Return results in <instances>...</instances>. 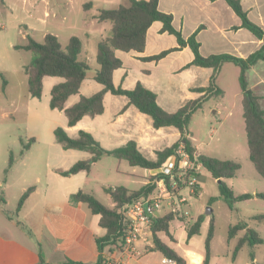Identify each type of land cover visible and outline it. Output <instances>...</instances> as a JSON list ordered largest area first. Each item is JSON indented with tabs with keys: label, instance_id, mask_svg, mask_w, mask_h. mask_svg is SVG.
<instances>
[{
	"label": "rangeland",
	"instance_id": "obj_1",
	"mask_svg": "<svg viewBox=\"0 0 264 264\" xmlns=\"http://www.w3.org/2000/svg\"><path fill=\"white\" fill-rule=\"evenodd\" d=\"M6 3L7 5L0 6V47L5 41L3 54L0 55V205L2 208L13 213L24 190L32 185L38 187L39 195L45 193L47 185L52 186L58 195L68 190L76 192L78 189H83L94 194L106 205H111L113 202L106 193L105 187L125 186L131 190L141 188L149 180L148 177L152 178L149 171L139 166H131L126 160H119L109 155H104L98 160L90 172L79 174L68 184H58L61 176L56 174L55 167L68 168L91 154L83 150L64 149L56 141L54 130L60 126L67 129V117L63 111L52 109L49 103L52 85L62 78L45 77L42 97L31 96L25 66L33 54L16 49L10 44L26 42L27 35L43 42L45 35L52 33L58 36L62 47L66 48L70 38L78 36L82 41L79 60L87 63L89 69L80 93L72 95L69 100V104L75 103L82 95L89 96L102 88V84L94 79L98 68L97 44L100 39L111 35L112 24L99 22L95 16L101 8H114L127 4V0H6ZM88 3H92V6L86 7ZM232 20L230 14H225L227 23L233 22ZM24 24L28 27L26 28ZM189 28H185L184 32H188ZM169 44V39H166L163 46ZM118 53L126 61L130 56L124 51ZM192 57V51L189 49L173 62H176V65L183 64ZM173 66L172 56L158 64L144 63L132 58L125 68L128 76L124 85L131 88L136 81L147 77L148 84L158 94L159 104L173 112L187 100L198 96L196 95L198 93L189 89V85L209 86L210 79L215 73L214 89H220L221 93H209L203 98L202 105L192 112L187 128L192 142L201 154L240 162L241 168L237 175L225 179L236 194L264 192V179L249 157L240 67L234 62H225L216 72L211 68L194 66L190 72L173 73L170 71ZM146 68L152 70L151 75L145 74ZM122 73L123 70H120L115 75L117 84ZM189 74L193 77H189ZM124 101V96H116L109 92L105 111L94 118L86 116L83 120L82 126L88 128L83 129L92 132L105 148L112 149L131 139L137 140V137L130 135L125 129L115 131L112 125ZM128 115L130 120H139L140 116L145 119V128L149 127L160 133L154 141L156 148L170 146L179 138V131L173 126L154 128L152 119L135 106H131ZM115 125L124 126L121 122ZM69 134L75 136L77 131H70ZM31 138L35 140L31 141ZM25 144H29L30 149L21 156ZM141 149L149 157L156 156L154 148L149 153L144 147ZM199 152L196 151L197 154H200ZM11 157L13 165L8 173H5ZM198 172L200 191L190 198L192 217L189 219L192 222L205 212H212L215 218L212 256L209 264H264V244L251 246L245 243L234 254L239 236H243L246 230L229 238L230 227L240 221H247L249 228L256 230L264 238V219L253 218L256 214H264V199L253 197L237 202L235 208H231L220 197L218 179L202 165ZM211 198H214L212 203H210ZM166 211V208H161L156 214L163 215ZM209 224L210 216L202 223L200 233L193 238V245L202 250L205 249ZM173 225L178 239L181 233L179 226H183V223L176 218ZM179 248L180 251H187L188 247L184 240H181Z\"/></svg>",
	"mask_w": 264,
	"mask_h": 264
},
{
	"label": "trees",
	"instance_id": "obj_2",
	"mask_svg": "<svg viewBox=\"0 0 264 264\" xmlns=\"http://www.w3.org/2000/svg\"><path fill=\"white\" fill-rule=\"evenodd\" d=\"M160 0H129V4H121L114 8H101L96 18L99 22H111V35L104 37L97 44V64L94 79L102 84L103 88L89 96L82 95L74 104L67 106L70 96L80 93L83 81L87 77L89 66L87 63L79 60L82 50V41L78 36H72L66 48L57 35L47 33L43 42L37 41L32 36H27L25 44H16V49H23L32 52V58L25 66V72L28 75V89L33 97L41 98L44 89V78L46 76H58L64 80L55 84L51 89L50 107L63 111L67 117L68 126H75L84 116L95 117L105 110L104 99L107 92L114 95L125 96L128 99L127 105H134L140 112L148 115L152 119L154 128L173 126L180 132L179 139L172 145L164 149L157 150L156 156L150 158L146 156L139 148L135 140H129L125 144L113 148H105L101 142L90 132L85 129L78 131L77 136H70L64 127H57L54 130L56 141L64 149L83 150L91 155L86 159L76 161L66 170H60L63 176H71L81 171L90 172L92 166L104 155L114 156L119 160H126L131 166H139L144 169H155L160 167L170 156L179 143L184 142L188 151L194 157L196 147L188 133V123L192 112L200 107L203 98L209 93L218 92L220 89H214L215 73L210 79L209 86L196 87L194 90L201 93L196 99L186 101L179 109L170 112L163 108L158 102V96L155 91L146 87L141 81H138L133 88L127 89L114 82L115 70L123 66L122 59L117 55V51L124 52L136 51L144 52L146 47L147 32L151 25L160 21L163 23L162 31L176 36L178 45L176 47L165 49L157 54L150 56H140L142 61H160L169 53L182 50L189 46L193 52V60L186 64L184 68L197 65L205 68H212L215 72L220 69L225 62H234L240 67V85L242 90L243 116L245 120V130L248 141L249 157L254 164L257 172L264 179V108L260 104V96L250 87L248 82V70L259 60L264 59V27L252 21L248 11L244 8L242 0H226L233 11L240 17L241 25L234 26L238 29L245 27L250 30L258 39L262 40L261 47L247 57H240L230 53H214L205 56L201 53V43L198 40V32L203 25L195 30L189 37L185 38L180 29L173 24L174 16L159 8ZM0 0V4H4ZM6 83V80L4 81ZM31 138V141H34ZM29 144L24 145L21 156L29 150ZM197 164L206 168L216 179H221L218 183L220 197H222L231 208H235L237 202L259 197L264 199V192L256 194L245 192L236 194L226 183L225 179L233 178L241 168L240 162L232 159H220L205 154H197ZM13 165V158L9 160L5 173ZM200 177V174L197 173ZM35 185L28 187L20 196L17 207L13 213L7 212L10 217H17L23 208L30 194L35 190ZM157 186L152 183H146L141 188L131 190L125 186L105 187L106 193L110 196L113 205H106L100 201L94 194L79 189L70 195L72 203L84 202L94 214L100 216L99 223L106 228V234L97 238L99 248L105 245L122 246L125 242V236L128 230V220L121 212V207L140 197H147L153 194ZM200 185H197L196 194H198ZM214 198L210 199L212 203ZM5 202V199L2 198ZM210 216L208 235L205 240L206 256L203 264H208L211 257V242L215 232V218L212 212H206L197 217L194 222L180 216L178 212L169 211L164 215L153 218V250L161 252L167 258L175 261V264H186V260L174 248L163 241L159 232H165L170 237V225L176 218L186 221L188 238L199 234L201 225ZM254 219H264V214H256ZM18 224L29 234L32 231L18 220ZM246 230L243 236H240L235 247L234 254L244 245L264 244V238L259 233L249 228L247 221H240L229 229V238L236 236L240 231ZM173 238V237H172ZM252 259H254L252 253ZM40 261L38 264H49L45 260L44 253L39 246ZM57 264H88L80 261H74L70 258L65 259ZM95 264H102L99 261Z\"/></svg>",
	"mask_w": 264,
	"mask_h": 264
},
{
	"label": "crops",
	"instance_id": "obj_3",
	"mask_svg": "<svg viewBox=\"0 0 264 264\" xmlns=\"http://www.w3.org/2000/svg\"><path fill=\"white\" fill-rule=\"evenodd\" d=\"M4 1V4H0L1 7L7 5L6 0ZM127 4H129V0H127ZM242 4L244 8L248 11L250 19L264 27V0H242ZM90 6H92V3L86 4V7ZM159 8L164 12L173 14V24L177 29H180L182 31L183 36L185 38L189 37L195 30H197L200 26L203 25V28H201V30L198 32L197 38L201 43V53L205 56L214 53H230L240 57H247L251 53L258 50L263 43L261 39H258L247 28H233L234 26L241 25V19L229 6L226 0H160ZM45 14L47 15L48 12H46ZM225 14H230L232 16L233 22L227 23L225 21ZM24 25L26 28L28 27L27 24ZM162 27L163 23L160 21H156L151 25L147 32L146 47L144 52H127L130 54V56L126 61L122 59L121 56H119L118 51L121 50L117 51V55L123 61V66L115 70L114 72V82L116 85H120L124 88L130 89V87L124 85V81L125 78L128 76V71L125 69L127 62H131L132 58H136V60L138 59L142 61L139 58L140 56L154 55L165 49L176 47L178 45L176 36L168 32H163ZM188 27L190 28L188 32L185 33L184 30ZM167 34L173 37H167ZM166 39H169L170 44L167 46H163ZM26 42L22 44H25ZM10 44L13 45V47L15 48L16 44ZM4 47L5 41H3L2 47H0V55L3 54ZM189 49L190 47L186 46L182 50L173 51L158 62H142L158 64L163 60L167 59L168 57L172 56V63L174 66L170 68L171 72H190L192 68L197 65H192L189 68H184V66L193 60L194 55L186 63L176 65V62H173L176 61V59L183 52H186ZM120 70H123V73L121 75L119 84H117L115 81V75ZM144 72L146 75L152 74V70H150V68H146ZM189 77L193 76L189 74ZM247 77L250 87L260 96V104L262 108H264V59L257 61L248 70ZM146 78L141 79V82L146 87L153 90L152 86L148 84ZM63 80L64 79L62 78V80L59 82H62ZM138 81H136V83ZM136 83L134 84V86L136 85ZM55 84H53L52 87ZM201 86L202 85H189V89L191 91L198 93L196 94L198 96H195L192 99H196L201 96L200 92L194 90L196 87ZM108 93L109 92L105 94L104 99L105 109ZM70 99L71 96L67 101V106L74 104H69ZM127 103L128 99L127 97H125L123 107L118 111L115 119L113 120L112 125L115 128L114 130L118 131L125 129L127 132H129L130 135L137 137V140H131H135L137 142L141 151L142 147H144L147 153H149L152 148L156 149L155 152L157 150L164 149L165 147L161 149L156 148L154 141L157 140L156 137H158L160 133L157 132V130L151 129L149 127L145 128V119L140 118L139 116V120H130V116L128 115V113L131 109V106L134 105H129L124 109ZM85 117L86 116H84L75 126H68L67 122V129H65L68 131V133H70V131H77L78 134L79 130L86 128L82 126ZM118 122L123 123L124 126L117 127L115 124ZM189 136L191 137L190 133ZM194 146L196 147V151L199 152L198 147L196 145ZM150 158L154 157L150 156ZM68 168H54L56 174L61 176V179H59V181L58 179H54L55 181H58V184H68L69 182L75 180V178H77L79 174L85 172L81 171L71 176H63L59 173L60 170H66ZM146 170L149 171V169ZM148 179L149 180L146 183H148L151 178L148 177ZM74 192L75 191L73 190H68V192L65 191L61 195H58V192H56L52 186L47 185L45 193L43 195H39L38 187H36L35 190L30 194V196L26 200L19 215L13 218H10L6 214V210L0 205V264H38L40 261V244L45 256V260L49 264L61 263L67 258L88 264H95L99 261H102V264H107V262L111 261L113 258L120 256L121 247L119 245H105L102 249L99 248L97 238L104 236L107 230L106 228L100 225V216L98 214H94L86 203H72L70 201V195ZM252 193L256 194L258 192L255 191ZM182 194L188 196V201L186 203L179 204L180 209L175 212H178L179 215L183 216L185 219L190 220L189 218L192 217L190 213V198L196 193L190 195L188 190H184ZM111 205H113V203ZM163 208L167 209L165 213L172 211V206H170L166 202L163 203L162 209ZM156 216L160 215H157L155 212L154 217ZM178 219H180L183 223V226H179L181 231L180 237L178 239L176 238L175 226L173 225V221L175 220L174 219L170 225V233L173 238L165 232H159L160 238L165 241L169 246L174 248L182 257H184L186 260V264H203L206 256V249L202 250L201 248H197L196 245H193L194 236L188 238L186 221L182 220L181 218ZM18 220L23 222L24 225L32 231V234H29L25 229H23L18 224ZM239 233L237 235H239ZM181 240H184V242L186 243L188 247L187 251H180L179 246ZM139 246L144 251L143 254L137 258L130 259L126 264H175V261L168 259L161 252L153 250L154 245L140 243ZM210 260L208 264L210 263Z\"/></svg>",
	"mask_w": 264,
	"mask_h": 264
},
{
	"label": "built area",
	"instance_id": "obj_4",
	"mask_svg": "<svg viewBox=\"0 0 264 264\" xmlns=\"http://www.w3.org/2000/svg\"><path fill=\"white\" fill-rule=\"evenodd\" d=\"M196 155L195 151L192 157L186 144L181 142L160 167L149 170L152 177L149 183L157 188L150 196L134 199L121 207L128 220V230L125 242L120 246V256L107 264H126L143 254L140 243L154 245L152 223L155 212L162 208L164 202L172 206V211H178L179 204L188 201L183 191L188 190L190 195L197 191V173L201 165L197 164Z\"/></svg>",
	"mask_w": 264,
	"mask_h": 264
},
{
	"label": "water",
	"instance_id": "obj_5",
	"mask_svg": "<svg viewBox=\"0 0 264 264\" xmlns=\"http://www.w3.org/2000/svg\"><path fill=\"white\" fill-rule=\"evenodd\" d=\"M221 179H218V181H220Z\"/></svg>",
	"mask_w": 264,
	"mask_h": 264
}]
</instances>
